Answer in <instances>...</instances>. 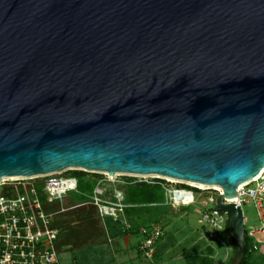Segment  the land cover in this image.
Returning a JSON list of instances; mask_svg holds the SVG:
<instances>
[{
    "label": "water",
    "instance_id": "obj_1",
    "mask_svg": "<svg viewBox=\"0 0 264 264\" xmlns=\"http://www.w3.org/2000/svg\"><path fill=\"white\" fill-rule=\"evenodd\" d=\"M69 169L238 187L264 169V0H0V181Z\"/></svg>",
    "mask_w": 264,
    "mask_h": 264
},
{
    "label": "built area",
    "instance_id": "obj_2",
    "mask_svg": "<svg viewBox=\"0 0 264 264\" xmlns=\"http://www.w3.org/2000/svg\"><path fill=\"white\" fill-rule=\"evenodd\" d=\"M72 170L76 169L32 177L4 178L0 181V264H61L57 245L62 229L56 224L55 215L68 209L63 207L56 210L53 205L62 201L68 192L77 190L78 179L69 174ZM129 176L145 182L159 178L152 175ZM104 180L105 178L100 180L96 186L92 202L98 207L103 218L120 220L123 230L130 232L133 224L125 215V209L128 207L125 195L121 190H116L114 199L104 198L106 193L100 186ZM165 181L166 183H162L168 195L165 204L175 208L196 204L198 194L211 188L193 186L197 188L195 190L172 186L173 181L170 179ZM218 190L219 194L222 193ZM219 194L211 193L201 201L202 217L211 226H218L219 220L225 214L216 205ZM228 201L236 202L242 209L245 203L254 206L259 226L246 229V237L250 239L249 251L264 255V171H261L257 178L241 184L237 198ZM209 204L211 205L208 207ZM139 233L142 236L140 253L147 259L154 260L157 243L164 235L162 224L151 222L139 227Z\"/></svg>",
    "mask_w": 264,
    "mask_h": 264
},
{
    "label": "rangeland",
    "instance_id": "obj_3",
    "mask_svg": "<svg viewBox=\"0 0 264 264\" xmlns=\"http://www.w3.org/2000/svg\"><path fill=\"white\" fill-rule=\"evenodd\" d=\"M102 175L105 180L100 186L106 193L104 196L106 199H114L117 189L121 190L122 187L125 189L122 181L129 176L125 174L110 176L105 173ZM176 183L173 182L172 186H194L178 181ZM210 187L207 192L198 194L194 205L179 208L169 204L160 205L154 207L152 211H142L139 215L133 214L131 218L125 211L126 217L132 224L133 221L139 226L160 222L164 228V235L157 243L154 260L140 255L144 264H202L194 263L197 258L214 259L213 264H229L235 254V241L227 226L226 214L219 220L218 226H211L201 214L203 207L201 201H204L211 193L219 194L216 187ZM167 196L166 194V198ZM78 197L79 191H70L62 201H57L53 205L56 210L63 207L68 209L55 215V221L62 229L61 241L65 240L67 243L70 241L73 245L60 250V262L61 264H111L105 262L107 258L104 257L105 255L107 257L104 251L109 249V244L108 246L105 244L111 236L105 225V218L99 214L98 207L92 202V198L88 200L89 202L87 201L88 204H82ZM243 212L246 218V229L259 226L256 210L251 203L243 205ZM92 241L102 243L94 246L90 244ZM258 262L257 258H254L251 264H260Z\"/></svg>",
    "mask_w": 264,
    "mask_h": 264
},
{
    "label": "trees",
    "instance_id": "obj_4",
    "mask_svg": "<svg viewBox=\"0 0 264 264\" xmlns=\"http://www.w3.org/2000/svg\"><path fill=\"white\" fill-rule=\"evenodd\" d=\"M69 174L75 176L78 179V187L76 191H79L78 199L80 202H86L92 198L96 186L99 184V181L102 180L104 175L100 173H90L83 170H72L69 171ZM126 182V193L125 202L128 204L126 207V213L130 218L133 214H140L142 211H152L154 207L165 205L166 198V189L162 183H166L165 179L154 178L152 182L137 181L134 177L126 176L124 178ZM184 187L193 188L188 185H182ZM105 225L111 236H122L129 232L124 231L120 220H114L112 217L105 218ZM138 231L139 224L133 221V227L131 231ZM247 243V252L244 257V260L241 264H251L254 258H257L258 263L264 264V255H257L249 251L250 239L246 237ZM156 256V255H155ZM200 262L202 264H213L214 259L209 258H197L194 260V263Z\"/></svg>",
    "mask_w": 264,
    "mask_h": 264
},
{
    "label": "crops",
    "instance_id": "obj_5",
    "mask_svg": "<svg viewBox=\"0 0 264 264\" xmlns=\"http://www.w3.org/2000/svg\"><path fill=\"white\" fill-rule=\"evenodd\" d=\"M104 179V178H103ZM126 182L122 181V186H125ZM119 190V189H117ZM121 191L125 194L126 193V187L125 189H121ZM90 200V199H89ZM89 202V201H88ZM88 204L87 201L83 202L82 204ZM106 227V226H105ZM141 227V226H139ZM98 227L96 226V229ZM112 242H111V241ZM142 240V236L139 233V230L132 231L127 234H124L122 236H110L108 243L105 245L108 246L109 249L104 251V254H107L104 256L107 258L105 262H110L111 264H144L142 259L140 258V251H139V244ZM111 242V243H110ZM102 242H91L90 244H93L94 246H99L98 244ZM89 244V243H87ZM123 245V247H121ZM72 243L70 241L67 243V241L62 240L61 237L58 241V253H59V260L61 259L60 256V250L67 249L72 247ZM65 247V248H64ZM110 250V251H109ZM122 251V252H121ZM61 261V260H60ZM107 264V263H106Z\"/></svg>",
    "mask_w": 264,
    "mask_h": 264
},
{
    "label": "bare ground",
    "instance_id": "obj_6",
    "mask_svg": "<svg viewBox=\"0 0 264 264\" xmlns=\"http://www.w3.org/2000/svg\"><path fill=\"white\" fill-rule=\"evenodd\" d=\"M262 171H264V169L262 170ZM168 179H170L171 181H173V182H182V181H180V180H176V179H172V178H168ZM183 183H188V184H190V185H194V186H199V187H207V186H205V185H203V184H197V183H193V182H183ZM217 189H220L221 191H223L222 190V188L221 187H219V186H215Z\"/></svg>",
    "mask_w": 264,
    "mask_h": 264
}]
</instances>
